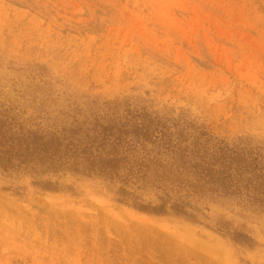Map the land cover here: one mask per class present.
<instances>
[{"label": "rangeland", "instance_id": "rangeland-1", "mask_svg": "<svg viewBox=\"0 0 264 264\" xmlns=\"http://www.w3.org/2000/svg\"><path fill=\"white\" fill-rule=\"evenodd\" d=\"M128 113L264 158V0H0L16 133ZM164 184L0 164V264H264L263 204Z\"/></svg>", "mask_w": 264, "mask_h": 264}, {"label": "trees", "instance_id": "trees-1", "mask_svg": "<svg viewBox=\"0 0 264 264\" xmlns=\"http://www.w3.org/2000/svg\"><path fill=\"white\" fill-rule=\"evenodd\" d=\"M128 114L78 119L62 135L16 133L0 118V164L132 179L153 187L169 181L171 188L186 185L193 192L245 194L264 205V158L205 131L187 137L184 129L159 118ZM149 145L150 153L158 150L156 156H130L138 146L144 150ZM161 152L173 155V162L165 164L158 158Z\"/></svg>", "mask_w": 264, "mask_h": 264}]
</instances>
